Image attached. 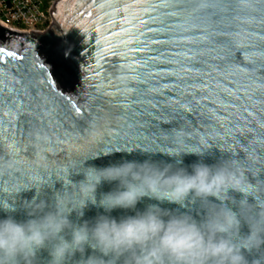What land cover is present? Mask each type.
<instances>
[{
	"label": "water",
	"instance_id": "95a60500",
	"mask_svg": "<svg viewBox=\"0 0 264 264\" xmlns=\"http://www.w3.org/2000/svg\"><path fill=\"white\" fill-rule=\"evenodd\" d=\"M48 16L43 32L0 25V201L15 206L0 219L26 221L56 199L70 211L85 167L175 163L177 149L189 171L235 162L256 189L254 211H264V0H54ZM115 187L102 182L97 199ZM147 203L156 202L137 209ZM82 211L69 220L104 210ZM143 255L105 260L137 264ZM253 257L264 264V251ZM49 259L41 249L35 264Z\"/></svg>",
	"mask_w": 264,
	"mask_h": 264
},
{
	"label": "clouds",
	"instance_id": "9594fccd",
	"mask_svg": "<svg viewBox=\"0 0 264 264\" xmlns=\"http://www.w3.org/2000/svg\"><path fill=\"white\" fill-rule=\"evenodd\" d=\"M184 153L177 149L169 154L175 163L124 160L104 168L85 167L77 184L81 199L70 211L56 199L51 210L30 212L34 218L26 221L11 215L0 219V264H35L41 249L48 251L47 264H69L77 253L81 258L76 264H107L105 258L136 249L144 252L137 264H261L253 257L264 251V211L255 212L251 203L256 189L230 159L194 163L189 171L179 166ZM102 182H116V187L97 199ZM231 193H239L240 199ZM144 198L156 203L138 210ZM89 203L103 213L83 223L69 220L74 210L83 216ZM165 203L177 209L192 205L198 211L194 216L162 207ZM0 209L11 213L15 206L4 200ZM115 209L135 214L117 218L111 215ZM245 225L247 232H242ZM86 249L91 254L85 258Z\"/></svg>",
	"mask_w": 264,
	"mask_h": 264
},
{
	"label": "built area",
	"instance_id": "2783aa9c",
	"mask_svg": "<svg viewBox=\"0 0 264 264\" xmlns=\"http://www.w3.org/2000/svg\"><path fill=\"white\" fill-rule=\"evenodd\" d=\"M54 0H0V25L19 32H43Z\"/></svg>",
	"mask_w": 264,
	"mask_h": 264
},
{
	"label": "snow or ice",
	"instance_id": "6c2138e0",
	"mask_svg": "<svg viewBox=\"0 0 264 264\" xmlns=\"http://www.w3.org/2000/svg\"><path fill=\"white\" fill-rule=\"evenodd\" d=\"M76 111H77V112H79V111H80V109H79V108H77V109H76Z\"/></svg>",
	"mask_w": 264,
	"mask_h": 264
}]
</instances>
